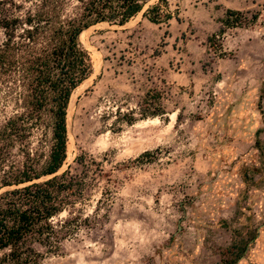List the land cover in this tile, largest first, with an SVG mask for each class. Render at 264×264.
Returning <instances> with one entry per match:
<instances>
[{
	"label": "rangeland",
	"instance_id": "1",
	"mask_svg": "<svg viewBox=\"0 0 264 264\" xmlns=\"http://www.w3.org/2000/svg\"><path fill=\"white\" fill-rule=\"evenodd\" d=\"M166 1L167 23L139 14L81 35L92 73L57 175L85 179L90 224L40 264H264V0ZM228 9L255 20L224 28ZM149 91L163 116L141 117Z\"/></svg>",
	"mask_w": 264,
	"mask_h": 264
},
{
	"label": "trees",
	"instance_id": "2",
	"mask_svg": "<svg viewBox=\"0 0 264 264\" xmlns=\"http://www.w3.org/2000/svg\"><path fill=\"white\" fill-rule=\"evenodd\" d=\"M28 1L32 7L23 10L0 0V264H40L44 252L57 253L90 224L76 209L85 179L57 175L66 159L71 95L92 73L81 35L101 23L123 26L139 14L152 24L172 16L166 0ZM254 20L228 9L221 24L236 28ZM223 29L208 38L215 50ZM164 114L159 93L147 92L141 117Z\"/></svg>",
	"mask_w": 264,
	"mask_h": 264
},
{
	"label": "bare ground",
	"instance_id": "3",
	"mask_svg": "<svg viewBox=\"0 0 264 264\" xmlns=\"http://www.w3.org/2000/svg\"><path fill=\"white\" fill-rule=\"evenodd\" d=\"M96 26V25H95ZM153 120V119H152Z\"/></svg>",
	"mask_w": 264,
	"mask_h": 264
}]
</instances>
